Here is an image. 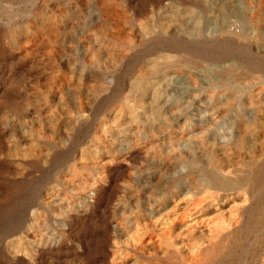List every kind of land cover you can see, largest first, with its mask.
<instances>
[{
  "label": "rangeland",
  "instance_id": "rangeland-1",
  "mask_svg": "<svg viewBox=\"0 0 264 264\" xmlns=\"http://www.w3.org/2000/svg\"><path fill=\"white\" fill-rule=\"evenodd\" d=\"M186 1L0 0V264H202L240 226L206 177L264 164V0Z\"/></svg>",
  "mask_w": 264,
  "mask_h": 264
},
{
  "label": "bare ground",
  "instance_id": "bare-ground-1",
  "mask_svg": "<svg viewBox=\"0 0 264 264\" xmlns=\"http://www.w3.org/2000/svg\"><path fill=\"white\" fill-rule=\"evenodd\" d=\"M119 1V0H118ZM132 1V0H131ZM155 1V0H154ZM186 1V0H185ZM205 1V0H204ZM206 1H208V0H206ZM142 2V1H141ZM173 2V1H172ZM178 2V1H177ZM187 2V1H186ZM189 2V1H188ZM191 2V1H190ZM165 3V2H164ZM171 3V2H170ZM175 3V2H174ZM154 4V3H153ZM173 4V3H172ZM193 4V3H192ZM85 5V4H84ZM134 5H136V4H134ZM166 5V4H165ZM177 5V4H176ZM188 6V5H187ZM199 6V5H198ZM218 6V5H217ZM101 7V6H100ZM128 7V6H127ZM134 7V6H133ZM132 7V8H133ZM139 7V6H138ZM142 7V6H141ZM147 7V6H146ZM159 7V6H158ZM181 7V6H180ZM179 7V8H180ZM222 7V6H221ZM25 8V7H24ZM131 8V7H130ZM169 8V7H168ZM182 8H184V7H182ZM223 8V7H222ZM71 9V8H70ZM103 10V9H102ZM119 10V9H118ZM117 10V11H118ZM127 10V9H126ZM146 10H147V8H146ZM152 10V9H151ZM163 10V9H162ZM172 10V9H171ZM213 10V9H212ZM224 10V9H223ZM12 11V10H11ZM78 11V10H77ZM121 11V10H120ZM143 11H145V10H143ZM169 11V10H168ZM205 11H206V9H205ZM210 11V10H209ZM119 12V11H118ZM146 12V11H145ZM156 11H154V13H155ZM212 12V11H211ZM226 12V11H225ZM113 13V12H112ZM128 13V12H127ZM144 13V12H143ZM176 13V12H175ZM219 13H221V12H219ZM20 14V13H19ZM78 14V13H77ZM111 14V13H110ZM109 14V15H110ZM138 14V13H137ZM142 14V13H141ZM159 14H162V13H159ZM168 14L170 15V13L168 12ZM210 14H212V13H210ZM33 15V14H32ZM139 15V14H138ZM146 15V14H145ZM177 15H179V14H177ZM189 15H190V12H189ZM192 15V14H191ZM223 15H225V14H223ZM122 16V15H121ZM149 16V15H148ZM155 16V15H154ZM164 16V15H163ZM166 16V15H165ZM184 16V15H183ZM188 16V15H187ZM194 16V15H193ZM46 17V16H45ZM48 17V16H47ZM113 17H114V15H113ZM112 17V20L115 18H113ZM126 17V16H125ZM214 17H215V15H214ZM216 17H217V15H216ZM222 17V16H221ZM225 17V16H224ZM118 18H120V17H118ZM144 18V17H143ZM186 18V17H185ZM188 18V17H187ZM190 18H192V17H189V19ZM210 18V17H209ZM226 18V17H225ZM51 19V18H50ZM65 19V18H64ZM107 19V18H106ZM124 19V18H123ZM183 19V18H182ZM118 20V19H117ZM116 20V21H117ZM124 20H127L126 18L124 19ZM152 20V19H151ZM150 20V21H151ZM181 20V19H180ZM191 20V19H190ZM37 21V20H36ZM110 21V20H109ZM145 21H147V20H145ZM183 21V20H182ZM181 21V22H182ZM223 21H224V19H223ZM54 22V21H53ZM57 22V21H56ZM108 22V21H107ZM123 22H125V21H123ZM129 22V21H128ZM148 22V21H147ZM151 22H153V21H151ZM176 22V21H175ZM174 22V23H175ZM187 22V21H186ZM200 22V21H199ZM112 23V22H111ZM136 23H137V21H136ZM138 23H140V22H138ZM150 23V22H149ZM171 23V22H170ZM188 23V22H187ZM195 23V22H194ZM210 23V22H209ZM8 24V23H7ZM52 24V23H51ZM54 24V23H53ZM115 24V23H114ZM120 24V23H119ZM153 24V23H152ZM176 24H178V23H176ZM193 24V23H192ZM5 25V24H4ZM30 25V24H29ZM117 25V24H116ZM146 25V24H145ZM160 25V24H159ZM171 25V24H170ZM200 25V24H199ZM205 25V24H204ZM39 26V25H38ZM44 26H46V24L44 25ZM102 26V25H101ZM101 26H99V27H101ZM150 26V25H149ZM148 26V27H149ZM181 25H179V26H176V27H180ZM184 26V25H183ZM190 26V25H189ZM227 26V25H226ZM63 27V26H62ZM98 27V26H97ZM110 27V26H109ZM153 27V26H152ZM168 27V29H169V26H167ZM186 27V26H185ZM193 27V26H192ZM201 27V26H200ZM205 27V26H204ZM213 27V26H212ZM101 28H103V27H101ZM111 28V27H110ZM143 28V27H142ZM141 28V29H142ZM190 28V27H189ZM208 28V27H207ZM224 28V27H223ZM33 29V28H32ZM57 29V28H56ZM63 29V28H62ZM66 29V28H65ZM64 29V30H65ZM141 29H139V30H141ZM166 29V28H165ZM164 29V30H165ZM173 29V28H172ZM214 29V28H213ZM212 29V30H213ZM174 30V29H173ZM180 30V29H179ZM194 30H196V29H194ZM207 30V29H206ZM29 31V30H28ZM32 31V30H31ZM61 31V30H60ZM106 31H108V30H106ZM156 31V30H155ZM168 31V30H167ZM176 31V30H175ZM197 31V30H196ZM209 31V30H208ZM12 32V31H11ZM14 32V31H13ZM66 32V31H65ZM147 32V31H146ZM154 32V31H153ZM164 32V31H163ZM170 32H172V31H170ZM187 32V31H186ZM198 32H199V29H198ZM206 32V31H205ZM30 33H32V32H30ZM158 33V32H157ZM173 33V32H172ZM183 33V32H182ZM181 33V34H182ZM39 33H37V35H38ZM99 34V33H98ZM150 34V33H149ZM158 34H160V33H158ZM164 34V33H163ZM166 34V33H165ZM169 34V33H168ZM177 34V33H176ZM188 34V33H187ZM196 34V33H195ZM120 35V34H119ZM144 35V34H143ZM151 35V34H150ZM153 35V34H152ZM167 35V34H166ZM178 35V34H177ZM176 35V36H177ZM205 35V34H204ZM208 35V34H207ZM206 35V36H207ZM36 36V35H35ZM62 36V35H61ZM66 36V35H65ZM96 36V35H95ZM126 36V35H125ZM168 37L170 36V35H167ZM239 36V35H238ZM14 37V36H13ZM13 37H12V39H13ZM67 37V36H66ZM66 37H65V39H66ZM110 37V36H109ZM112 37V36H111ZM123 37V36H122ZM52 38V37H51ZM92 38V37H91ZM102 38V37H101ZM107 38V37H106ZM105 38V39H106ZM119 38V37H118ZM140 38V37H139ZM143 38H144V36H143ZM185 38H187V37H185ZM10 39V38H9ZM32 39V38H31ZM126 39H128V36H127V38ZM125 39V40H126ZM137 39V38H136ZM198 39V38H197ZM238 39H239V37H238ZM114 40H115V38H114ZM121 40V39H120ZM124 40V41H125ZM3 41V40H2ZM43 41V40H42ZM49 41V40H48ZM93 41V40H92ZM110 41V40H109ZM112 41V40H111ZM173 41V40H172ZM171 41V42H172ZM21 42V41H20ZM114 42V41H113ZM177 42V41H176ZM185 42H188V41H185ZM210 42V41H209ZM120 43V42H119ZM128 43V42H127ZM155 43H157L156 41H155ZM175 43V42H174ZM97 44V43H96ZM121 44V43H120ZM160 44V43H159ZM52 45V44H51ZM91 45V44H90ZM127 45V44H126ZM161 45V44H160ZM164 45V44H163ZM96 46V45H95ZM102 46V45H101ZM162 46V45H161ZM173 46V45H172ZM197 46V48L199 47L198 45H196ZM55 47V46H54ZM110 47V46H109ZM127 47V46H126ZM152 47V46H151ZM158 47H160V46H158ZM22 48H23V46H22ZM52 48V47H51ZM86 47H84V49H85ZM94 48V47H93ZM100 48V47H99ZM98 48V49H99ZM104 48V47H103ZM106 48V47H105ZM206 48V47H205ZM34 49V48H33ZM109 49V48H108ZM26 50H27V48H26ZM114 50V49H113ZM145 50H147V49H145ZM151 50V49H150ZM101 51V50H100ZM110 51V50H109ZM112 51V50H111ZM110 51V52H111ZM116 51V50H115ZM123 51V50H122ZM127 51V50H126ZM24 52H25V50H24ZM57 52V51H56ZM55 52V53H56ZM99 52V51H98ZM98 52H96V53H98ZM141 52H143V51H141ZM163 52V51H162ZM54 53V54H55ZM116 53V52H115ZM119 52H117V54H118ZM126 53V52H125ZM165 53V52H164ZM190 53V52H189ZM33 54V53H32ZM35 54V53H34ZM151 54H153V53H151ZM173 54V53H172ZM184 54V53H183ZM49 55V54H48ZM104 55V54H103ZM110 55V54H109ZM116 55V54H115ZM122 56H123V54H121ZM144 55V54H143ZM142 55V56H143ZM149 55H150V53H149ZM164 55V54H163ZM162 55V56H163ZM209 55V54H208ZM87 56V55H86ZM125 56V55H124ZM141 56V55H140ZM169 56V55H168ZM174 56V55H173ZM212 56V55H211ZM23 57H25V56H23ZM53 57V56H52ZM93 57V56H92ZM128 57V56H127ZM145 57V56H144ZM155 57V56H154ZM179 57H181V56H179ZM30 58V57H29ZM32 58V57H31ZM51 58V57H50ZM107 58V57H106ZM113 58H115V57H113ZM138 58V57H137ZM175 58V57H174ZM101 59H104V56H103V58H102V56H101ZM108 59V58H107ZM157 59V58H156ZM108 60H110V59H108ZM112 60V59H111ZM138 60V59H137ZM140 60V59H139ZM138 60V61H139ZM142 60V59H141ZM162 60V59H161ZM165 60H167V59H165ZM97 61V60H96ZM118 61H119V59H118ZM183 61V60H182ZM212 61V60H211ZM11 62V61H10ZM87 61H85V63H86ZM90 62V61H89ZM93 62V61H92ZM98 62V61H97ZM102 62V61H101ZM101 62H100V64H101ZM112 62V61H111ZM110 62V63H111ZM121 62H122V60H121ZM120 62V63H121ZM128 62V61H127ZM140 62V61H139ZM154 62V61H153ZM169 62V61H168ZM88 63V62H87ZM103 63V62H102ZM118 63V62H117ZM169 63H171V62H169ZM193 63H195V62H193ZM83 64V63H82ZM93 64V63H92ZM99 64V63H98ZM97 64V65H98ZM106 64V63H105ZM136 64V63H135ZM164 64V63H163ZM198 64V63H197ZM85 65V64H84ZM109 65V64H108ZM111 65V64H110ZM123 65V64H122ZM146 65V64H145ZM152 65H154V64H152ZM175 65V64H174ZM105 66V65H104ZM117 66V65H116ZM118 66H120V64L118 65ZM103 67V66H102ZM135 67H137V66H135ZM182 67V66H181ZM122 68V67H121ZM125 68V67H124ZM144 68V67H143ZM150 68H151V66H150ZM166 68V67H165ZM131 69V68H130ZM134 69V68H133ZM140 69V68H139ZM168 69V68H167ZM104 70V69H103ZM150 70V69H149ZM197 70V69H196ZM105 71V70H104ZM113 71V70H112ZM115 71V70H114ZM122 71V70H121ZM129 71V70H128ZM145 71H146V68H145ZM160 71V70H159ZM168 71V70H167ZM170 72V71H169ZM172 72V71H171ZM104 73V72H103ZM121 73V72H120ZM207 73H209V72H207ZM100 74V73H99ZM122 74V73H121ZM124 74V73H123ZM127 74V73H126ZM145 74V73H144ZM174 74V73H173ZM180 74V73H179ZM193 74V73H192ZM195 74V73H194ZM193 74V75H194ZM104 75V74H103ZM138 75H139V73H138ZM142 75V74H141ZM172 75V74H171ZM185 75H187V74H185ZM184 75V76H185ZM197 75V74H196ZM262 75V74H261ZM130 76V75H129ZM132 76V75H131ZM177 76V75H176ZM179 76H181V75H179ZM191 76V75H190ZM200 76V75H199ZM260 76V75H259ZM58 77V76H57ZM159 77H161V76H159ZM170 77V76H169ZM54 78V77H53ZM59 78V77H58ZM136 78V77H135ZM134 78V79H135ZM166 78H168V77H166ZM166 78H165V80H166ZM182 78V77H181ZM196 78V77H195ZM199 78V77H198ZM201 78V77H200ZM246 78V77H245ZM252 78H254V77H252ZM163 79H164V77H163ZM248 79H249V77H248ZM260 79V78H259ZM122 80H124V77H123V79ZM127 80V79H126ZM156 80V79H155ZM171 80V79H170ZM183 80V79H182ZM52 81V80H51ZM54 81V80H53ZM141 81V80H140ZM168 81V80H167ZM246 81V80H245ZM251 81V80H250ZM255 81V80H254ZM149 82H150V80H149ZM172 82V81H171ZM176 82V81H175ZM253 82V81H252ZM256 82V81H255ZM50 83V82H49ZM56 83H57V81H56ZM55 83V84H56ZM97 83V82H96ZM121 83H122V81H121ZM131 83H133V82H131ZM146 83V82H145ZM174 83V82H173ZM194 83H196V82H194ZM264 83V82H263ZM52 84V83H51ZM98 84V83H97ZM140 84H142V83H140ZM168 84V83H167ZM169 84H170V82H169ZM9 85V84H8ZM54 85V84H53ZM159 85V84H158ZM262 85V84H261ZM142 86V85H141ZM177 86V85H176ZM175 86V87H176ZM189 86V85H188ZM191 86V85H190ZM195 86V85H194ZM258 86H259V84H258ZM258 86H257V88H258ZM162 88V85L161 86H159V88ZM164 87V86H163ZM207 87H208V85H207ZM59 88H60V86H59ZM63 88V87H62ZM84 88V87H83ZM91 88V87H90ZM123 88V87H122ZM159 88H158V90L157 91H159ZM180 88V87H179ZM188 88H190V87H188ZM204 88H206V87H204ZM257 88H255V89H257ZM120 89V88H119ZM143 89H144V87H143ZM146 89V88H145ZM173 89H175V88H173ZM181 89V88H180ZM191 89V88H190ZM189 89V90H190ZM254 89V90H255ZM82 90V89H81ZM95 90H96V88H95ZM121 90V89H120ZM130 90V89H129ZM148 90V89H147ZM155 90H156V88H155ZM163 90V89H162ZM161 90V91H162ZM199 90V89H198ZM260 90L261 89H259V92H260ZM65 91V90H64ZM78 91V90H77ZM144 91H146V90H144ZM121 92V91H120ZM147 92V91H146ZM149 92V91H148ZM163 92H164V90H163ZM179 92H181V91H179ZM252 92H254V91H252ZM257 92V91H256ZM88 93V92H87ZM154 93V92H153ZM193 93V92H192ZM264 93V92H263ZM116 94V93H115ZM128 94V93H127ZM168 94V93H167ZM195 94V93H194ZM68 95H69V93H68ZM73 95V94H72ZM79 95V94H78ZM162 95V94H161ZM185 95V94H184ZM196 95H199V94H196ZM244 95V94H243ZM255 94H253V96H254ZM258 95H260L259 93H258ZM115 96V95H114ZM163 96V95H162ZM168 96V95H167ZM171 96V95H170ZM71 97H73V96H71ZM125 97V96H124ZM127 97V96H126ZM165 97V96H164ZM178 97V96H177ZM194 97V96H193ZM76 98V97H75ZM84 98V97H83ZM82 98V99H83ZM261 98H263V97H261ZM132 99V98H131ZM130 99V100H131ZM177 99V98H176ZM182 99V98H181ZM249 99V98H248ZM28 100V99H27ZM174 100V99H173ZM179 100V99H178ZM192 100V99H191ZM199 100V99H198ZM163 101V100H162ZM161 101V102H162ZM195 101V100H194ZM197 101V100H196ZM74 102H75V100H74ZM84 102V101H83ZM120 102V101H119ZM192 102V101H191ZM207 102V101H206ZM79 103V102H78ZM149 103V102H148ZM258 103V102H257ZM83 104H85V102L83 103ZM158 104V103H157ZM156 104V105H157ZM187 104V103H186ZM188 104H190V102L188 103ZM251 104V103H250ZM249 104V105H250ZM151 105V104H150ZM256 105H259V104H256ZM76 106V105H75ZM78 106V105H77ZM80 106V105H79ZM111 106V105H110ZM141 106V105H140ZM151 106H155L154 104L153 105H151ZM150 106V107H151ZM194 106V105H193ZM252 106V105H251ZM260 106V105H259ZM81 107V106H80ZM133 107V106H132ZM138 107V106H137ZM161 107V106H160ZM188 107V106H187ZM186 107V108H187ZM190 107V106H189ZM199 108H200V106H198ZM120 108V107H119ZM197 108V107H196ZM74 109H76L75 107H74ZM80 109V108H79ZM180 109V108H179ZM264 109V108H263ZM120 110V109H119ZM122 110V109H121ZM129 110H131V109H129ZM162 110H163V107H162ZM162 110H160V111H162ZM188 110H190V109H188ZM210 110V109H209ZM257 110V109H256ZM132 111V110H131ZM184 111V110H183ZM186 111V110H185ZM80 112V111H79ZM118 112V111H117ZM150 112V111H149ZM157 112V111H156ZM254 112V111H253ZM81 113V112H80ZM174 113V112H173ZM159 114V113H158ZM257 114V113H256ZM255 114V115H256ZM76 115V114H75ZM113 115V114H112ZM176 116H177V114H176ZM261 116V115H260ZM167 117H168V115H167ZM181 117V116H180ZM190 117V116H189ZM196 117V116H195ZM255 117V116H254ZM177 118V117H176ZM179 118V117H178ZM182 118V117H181ZM204 118V117H203ZM256 118H257V116H256ZM172 119V118H171ZM189 119V118H188ZM254 119V118H253ZM98 120V119H97ZM166 120H168V119H166ZM176 120V119H175ZM178 120V119H177ZM255 120V119H254ZM163 121V120H162ZM182 121V120H181ZM185 121V120H184ZM190 121V120H189ZM199 121V120H198ZM247 121V120H246ZM38 122V121H37ZM167 122V121H166ZM193 122V121H192ZM41 123V122H40ZM116 123V122H115ZM159 123V122H158ZM185 123V122H184ZM189 123V122H188ZM198 123V122H197ZM201 123V122H200ZM256 123V122H255ZM254 123V124H255ZM58 124V123H57ZM109 124V123H108ZM135 124V123H134ZM251 124V123H250ZM114 125V124H113ZM112 125V126H113ZM161 125V124H160ZM247 125V124H246ZM144 126V125H143ZM149 126V125H148ZM162 126H163V124H162ZM193 126V125H192ZM258 126V125H257ZM150 127V126H149ZM161 127V126H160ZM195 127V126H194ZM57 128V127H56ZM80 128V127H79ZM177 128V127H176ZM235 128V127H234ZM256 128V127H255ZM262 128V127H261ZM106 129V128H105ZM243 129V128H242ZM245 129V128H244ZM259 129V128H258ZM57 130V129H56ZM155 130V129H154ZM159 130V129H158ZM169 130V129H168ZM257 130V129H256ZM101 131H102V129H101ZM160 131H163V130H160ZM179 131H181V130H179ZM130 132V131H129ZM164 132V131H163ZM245 132H248V131H245ZM254 132V131H253ZM62 133V132H61ZM167 133H168V131H167ZM170 133V132H169ZM249 133V132H248ZM255 133V132H254ZM262 133V132H261ZM264 133V132H263ZM262 133V134H263ZM151 134V133H150ZM161 134V133H160ZM198 134V133H197ZM258 134V133H257ZM242 135V134H241ZM169 136V135H168ZM181 136V135H180ZM195 136V135H194ZM243 136V135H242ZM179 137V136H178ZM262 137V136H261ZM230 138V137H229ZM237 139V138H236ZM246 139V138H245ZM248 139V138H247ZM246 139V140H247ZM168 140H169V138H168ZM173 140V139H172ZM262 140V139H261ZM174 141V140H173ZM238 141V140H237ZM236 141V142H237ZM241 141V140H240ZM251 141V140H250ZM260 141V140H259ZM121 143H122V141H121ZM244 144V143H243ZM242 144V145H243ZM254 144V143H253ZM258 144V143H257ZM34 145H32V147H33ZM258 146V145H257ZM257 146H255L256 148H257ZM31 147V148H32ZM176 147V146H175ZM181 147V146H180ZM234 147V146H233ZM241 147V146H240ZM248 147V146H247ZM190 148V147H189ZM255 148V149H256ZM258 149V148H257ZM35 150H37V149H35ZM183 150V149H182ZM181 150V151H182ZM189 150V149H188ZM38 151V150H37ZM170 151V150H169ZM169 151H167V152H169ZM180 151V152H181ZM25 152V151H24ZM32 152V151H31ZM39 152V151H38ZM174 152H175V150H174ZM173 152V153H174ZM26 153V152H25ZM30 153V151L28 152V154ZM170 153H172V152H170ZM182 153V152H181ZM36 154V153H35ZM34 154V155H35ZM38 154H41L40 152L38 153ZM177 154V153H176ZM260 154V153H259ZM258 154V155H259ZM30 155H31V153H30ZM172 155V154H171ZM180 155V154H179ZM188 155V154H187ZM248 154H246V156H247ZM184 156V155H183ZM190 156H191V154H190ZM39 157H40V155H39ZM187 157V156H186ZM188 157H189V155H188ZM251 157V156H250ZM25 158V157H24ZM28 158V157H27ZM191 158V157H190ZM189 159V158H188ZM246 159V158H245ZM190 160V159H189ZM183 161V160H182ZM194 161V160H193ZM261 161V160H260ZM247 163H248V165L249 166H252L253 165V163H254V159L253 158H250V160H248L247 161ZM183 165V164H182ZM192 165V164H191ZM218 165V164H217ZM179 166V165H178ZM168 167V166H167ZM176 167V166H175ZM183 167V166H182ZM205 167V166H204ZM222 168V167H221ZM207 169V168H206ZM229 170V169H228ZM201 173H203V172H201ZM233 173H234V171H233ZM147 174V173H146ZM199 174V173H198ZM205 174V173H204ZM193 175V174H192ZM200 175V174H199ZM228 175V174H227ZM144 176V175H143ZM155 176V175H154ZM187 176V175H186ZM157 177V176H156ZM144 178H146V177H144ZM149 178V177H148ZM155 178V177H154ZM193 178V177H192ZM199 178V177H198ZM64 179V178H63ZM69 180H70V178H69ZM192 180V179H191ZM198 180V179H197ZM141 181V180H140ZM145 181V180H144ZM156 182V181H155ZM147 183V182H146ZM206 183H208L213 189H215V190H220V191H224V192H226V191H229V192H233V193H237L238 191H241L242 189H244V187H247L246 188V194H248V195H250L251 197H252V199H251V203H250V205H248V207H246V208H244V210H243V213H242V222H241V224H240V226H238V228H236V230L234 231V232H231V233H229L225 238H224V240H223V249L222 250H215V251H212V250H210L209 248L211 247H209L208 249H205V251L203 252V257H205V260H203L204 262L202 263V264H222V258L220 257L222 254L221 253H227V254H229V253H231V252H233V249L234 248H241V251L243 250V255H242V259H241V261H239L240 263H242V264H246V260L247 259H249L250 261H249V264H256V260L254 259V253H253V251L251 250H249V246L251 247V245L252 244H254V242H256V238L258 237V235L260 234V232L261 231H263L264 230V227H262V228H259V226L260 225H264V192L263 191H261V190H263L264 189V164H262V165H259V166H254V168H252V169H250V171H249V174L247 175V177L245 178L244 177V179L243 178H229V177H227L226 175H224V174H222V171L221 170H219V169H216V171H213V172H211V173H209V175H207V177H206ZM201 184V183H200ZM142 185V184H141ZM145 185V184H144ZM148 185V184H147ZM193 185V184H192ZM196 185V184H195ZM198 185V184H197ZM194 186V185H193ZM203 186V185H202ZM142 188V187H141ZM175 189V188H174ZM173 189V190H174ZM200 189V188H199ZM261 191V192H260ZM178 192V191H177ZM148 195V194H147ZM151 195V194H150ZM244 195V194H243ZM231 196V195H230ZM247 196V195H246ZM148 197H150V196H148ZM150 198H152V197H150ZM221 198V197H220ZM235 198V197H234ZM239 198V197H238ZM228 199V198H227ZM147 200V199H146ZM158 200V199H157ZM162 201V200H161ZM147 202V201H146ZM156 203H157V201H156ZM180 203V202H179ZM199 203H201V202H199ZM143 204V203H142ZM175 205V204H174ZM199 205V204H198ZM153 206V205H152ZM169 205H167V207H168ZM154 207V206H153ZM158 208V207H157ZM230 208V207H229ZM196 209V208H195ZM153 210V209H152ZM161 210V209H160ZM163 210V209H162ZM161 210V211H162ZM158 211V210H157ZM157 211H156V213H157ZM149 212H151V211H149ZM155 212V211H154ZM227 212V211H226ZM154 214V213H153ZM192 214V213H191ZM153 216V215H152ZM139 217V216H138ZM192 218V217H191ZM193 219V218H192ZM196 219V218H195ZM186 223V222H185ZM188 223H190V222H188ZM187 224V223H186ZM159 228V227H158ZM166 228V227H165ZM165 228H164V230H165ZM173 228V227H172ZM169 229H170V227H169ZM166 230H167V228H166ZM165 230V231H166ZM263 233V232H262ZM137 239V238H136ZM214 244H216V243H214ZM245 245V246H244ZM217 246V245H216ZM243 247V248H242ZM137 248H138V246H137ZM212 248V247H211ZM221 248V247H220ZM248 248V249H247ZM139 249V248H138ZM136 251V250H135ZM138 251V250H137ZM139 251H140V249H139ZM200 252V251H199ZM219 252V253H218ZM256 255V254H255ZM240 259V258H239ZM62 262V261H61ZM224 262V261H223ZM238 262V263H239ZM258 262V261H257ZM63 263V262H62ZM136 263V262H135ZM114 264V263H113ZM139 264V263H138ZM142 264V263H141Z\"/></svg>",
  "mask_w": 264,
  "mask_h": 264
}]
</instances>
